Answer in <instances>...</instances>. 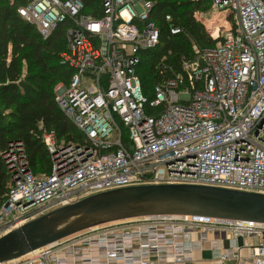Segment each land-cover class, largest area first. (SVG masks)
<instances>
[{
    "label": "built area",
    "instance_id": "2783aa9c",
    "mask_svg": "<svg viewBox=\"0 0 264 264\" xmlns=\"http://www.w3.org/2000/svg\"><path fill=\"white\" fill-rule=\"evenodd\" d=\"M22 1L18 15L42 39L64 29L62 62L72 73L54 88V99L79 138L43 134L50 172L41 176L31 172L20 145L10 148L0 234L88 196L132 186L264 194V0H208L233 24L210 35L218 40L213 47L200 51L193 44L195 57L171 75L164 76L168 68L159 63L163 77L151 96L137 67L141 53L159 42L152 0H100V17L84 13V0ZM216 233L228 240L227 251L210 238ZM252 237L259 243L247 245L250 259L264 264V224L143 217L92 227L0 264H190L201 250L227 264L239 262L237 240L246 245Z\"/></svg>",
    "mask_w": 264,
    "mask_h": 264
},
{
    "label": "trees",
    "instance_id": "16d2710c",
    "mask_svg": "<svg viewBox=\"0 0 264 264\" xmlns=\"http://www.w3.org/2000/svg\"><path fill=\"white\" fill-rule=\"evenodd\" d=\"M151 18L159 29L158 45L140 55L137 74L145 95L163 76L157 66L168 68L164 76L178 71L182 60H192L195 44L200 51L213 47V40L194 11H208V0H152ZM22 0H0V207L10 186L5 155L20 145L31 172L47 167L50 158L42 135L53 134L57 141H74L79 136L58 108L54 88L69 81L72 69L62 62L66 51L64 29L42 39L36 28L17 13ZM84 13L100 17V0H84ZM169 17V20H167ZM179 30L173 34L172 30ZM218 34L217 26L212 35ZM171 69V70H169ZM25 70V71H24Z\"/></svg>",
    "mask_w": 264,
    "mask_h": 264
},
{
    "label": "water",
    "instance_id": "95a60500",
    "mask_svg": "<svg viewBox=\"0 0 264 264\" xmlns=\"http://www.w3.org/2000/svg\"><path fill=\"white\" fill-rule=\"evenodd\" d=\"M153 216H205L264 224V194L192 185H140L98 193L0 237V262L20 258L92 227ZM237 245L243 246L242 239Z\"/></svg>",
    "mask_w": 264,
    "mask_h": 264
},
{
    "label": "crops",
    "instance_id": "0c3cea01",
    "mask_svg": "<svg viewBox=\"0 0 264 264\" xmlns=\"http://www.w3.org/2000/svg\"><path fill=\"white\" fill-rule=\"evenodd\" d=\"M209 26H211V24H209ZM212 237L218 239V247L222 251H227L230 248L228 240L219 237L217 233L210 236V238ZM245 243L246 245L239 248V262L237 260H230L227 264H254L250 259V252L247 245H257L259 243V239L257 237H252ZM215 256L216 254L208 250L196 251L192 256L193 262L190 264H219V262L215 259Z\"/></svg>",
    "mask_w": 264,
    "mask_h": 264
},
{
    "label": "rangeland",
    "instance_id": "374dc122",
    "mask_svg": "<svg viewBox=\"0 0 264 264\" xmlns=\"http://www.w3.org/2000/svg\"><path fill=\"white\" fill-rule=\"evenodd\" d=\"M193 1H197V0H193ZM193 13H194L195 19L204 25L205 30L209 34V36L212 35L213 27H215V26L226 27V22H227V24H231V25L233 24L232 18L228 17L227 14L223 15L222 13H218V12L213 11L211 8H209L208 11L196 10ZM209 24H211V26H209ZM212 38H215V37H212ZM59 85H57V86H59ZM47 172H48L47 167H45L41 171L37 172V175L38 176L45 175V174H47ZM2 236L3 235L0 234V237H2Z\"/></svg>",
    "mask_w": 264,
    "mask_h": 264
}]
</instances>
